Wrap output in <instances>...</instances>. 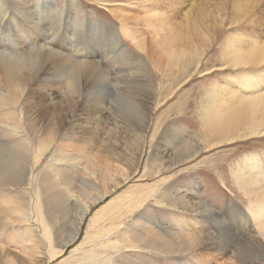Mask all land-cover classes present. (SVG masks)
<instances>
[{
	"label": "rangeland",
	"instance_id": "1",
	"mask_svg": "<svg viewBox=\"0 0 264 264\" xmlns=\"http://www.w3.org/2000/svg\"><path fill=\"white\" fill-rule=\"evenodd\" d=\"M7 1L9 2L0 0V4L4 2L3 6L10 7L11 4ZM50 1L35 0L34 3L41 4L46 10ZM30 10L37 14V11L41 12L42 7L31 6ZM14 14V11L9 12V16ZM147 15L155 17L152 19L154 22L151 20L149 25ZM6 18L0 15L1 27ZM26 18L33 22L38 20L36 28L39 31L36 29V32L42 31L44 37H47L44 42L51 41L49 45H52L55 51L69 56L72 54L70 57L73 59L86 56V59L98 63L107 75L106 79L96 82L94 88L91 84L84 85L81 95L72 94L75 102L71 107L65 106L61 87H68L70 92H73V84L82 80L79 79V73L74 74V71L62 62L57 65L64 70H43L45 80H48L47 83L51 82L49 87L45 86L46 88L39 90L33 84L32 92L25 88L20 105L17 103L19 97L16 96L5 106L8 102H4L8 99L0 90V115L5 112L30 114L31 110L40 109L44 128L47 127L48 121L61 124L59 129L51 134L54 138V141L50 142L52 145L43 146L41 151L30 146L34 176L38 175V178L32 182L26 181L20 188L11 186L6 192L0 191V208L7 205L6 199L7 202L10 201L9 197L16 198L30 218L27 220L24 216V221L19 223L15 220L19 212L3 214L5 216L2 212L0 214V245L7 249L14 264H26L23 260L27 259L19 249L20 242L24 245H38L41 251L47 252V245H44L41 239V224L37 222L36 217L37 182L47 187L46 184L54 178L57 193L63 194L69 189L79 195V188L87 187L81 184L87 178V160L98 170L101 167L99 164L107 166L109 163L111 169L120 168L128 173V178L114 177L111 170L110 174L121 180L120 186L92 205L91 214L84 220L78 238L46 264L73 263L70 251L80 245L84 238V228H89L85 241H94L97 231H100L98 228L101 222L108 218H111V224H108L107 220L106 227L113 226L112 235L105 236L102 232L98 239L100 242H114L116 238L122 240L121 249L112 256L119 259L115 261L116 264H205L206 259L201 258L200 262L195 257L199 250L205 257L207 255L212 258V261H208L209 264H226L239 259L230 252L232 248L224 252L213 246L187 252L161 253L144 245L138 247L128 240H134L136 228H140L134 224L136 220L142 223L144 220L145 224L151 222L153 225L148 226L169 233H185L187 230L204 233L199 224L201 220L215 222L217 218L227 219L229 215L230 220H236L239 218L237 207L247 211L248 198L251 196L246 197L244 192L238 189L233 176L244 168V160L248 156L258 155L257 158L254 157V161L259 159L264 168V129L258 128L260 130L254 132L257 134L250 133L249 129L242 130L239 138L228 137L221 140L213 135L210 127L213 112L218 105L225 108V104H237L238 96L235 93L245 94L241 77L247 75L252 80L259 81V87L264 91V61L257 62L255 59L261 51L257 46L254 48L250 45H264V0H54V4L46 13L30 14ZM211 20L218 26L221 23V26L213 34L209 45L200 52L205 39L204 27ZM9 26L8 22L5 33L9 30L8 33L13 36L16 45L4 39L0 40V59L13 62L9 52L20 55L23 51L25 54L29 53L31 49L30 45L12 30V26L8 29ZM32 26L31 24L33 29ZM121 29L129 31L128 36L132 39L124 36ZM102 34H105V38H102ZM49 35L55 37L50 39ZM153 36L161 46L157 47L161 48V58L165 63L162 69L156 67L155 61L152 62L151 58L134 47L135 43L132 42L143 39V44L150 47L149 41ZM118 46L122 48L116 54L119 58L110 55L112 47ZM22 47L26 49L22 50ZM234 47L240 49L237 59H245L244 63L235 64L231 61V50ZM176 49H182V54H172ZM24 59L23 65L29 62V59L34 60L28 55H25ZM132 75H137L134 80L140 79V75L143 79V90L153 96L152 117L144 139L125 124L132 119L134 112V108L126 99V90L133 87ZM2 81L3 74L0 70V84ZM17 142L18 139L12 144ZM56 144L59 146L57 149ZM190 145L199 149L197 153L183 161L181 158L176 159L175 154L179 148ZM35 152L43 153L39 156L38 164L35 163ZM55 155L58 158L61 155V158L52 162L51 156ZM125 155L129 159L125 160ZM100 156L103 157V162ZM161 168L166 170L159 171ZM244 172L242 180L247 176L246 170ZM253 174L250 195L264 190V179L255 178L256 172ZM43 188L42 196L38 197V200H41L42 218L46 212L45 203L42 205V200H46L43 197ZM164 192H168V196L174 198L173 203L178 204L180 208H172L167 204L165 206V201L163 204L160 199ZM59 198L61 203L56 211L60 234L54 243L57 251L62 248L57 243L69 235L72 221L75 219V216H65L66 211L72 203L79 202L73 201V196L70 201L64 196ZM254 198L256 199L253 201L257 202L258 196ZM262 200L264 201V195ZM189 201L209 209L207 208L208 211L205 210L202 216L195 211L187 212L184 209L188 208ZM228 204L231 208H228ZM131 207L133 213L130 211ZM114 216L116 217L113 218ZM214 226L219 233H229L228 230H220L218 226H222L216 222ZM257 226L253 225V230L260 233ZM234 232L232 230V233ZM260 238L264 243V239ZM172 248L175 249L176 246ZM37 255L44 256V253ZM77 257H80L78 251ZM110 258V255L102 257L101 263H111ZM107 259L109 261H105ZM38 263L43 264V260L39 259Z\"/></svg>",
	"mask_w": 264,
	"mask_h": 264
},
{
	"label": "bare ground",
	"instance_id": "2",
	"mask_svg": "<svg viewBox=\"0 0 264 264\" xmlns=\"http://www.w3.org/2000/svg\"><path fill=\"white\" fill-rule=\"evenodd\" d=\"M34 1L35 0H9L10 3L8 1L7 2L11 4L10 7L3 6L2 4H4V2L0 4V15L7 17L2 24V27L0 26V35H2V37H0V40L4 39L9 41L11 44L16 45L15 41L13 40V36L11 37L9 35L10 33H8L9 30L5 33L6 24H8L9 22L10 26L13 27L12 30H14L17 33V36L22 37L21 39L27 44H29L30 45L29 48L31 49L29 53L25 54V52L23 51L20 55H13L17 53L9 52V54L12 55L13 57L12 58L13 62H7L0 59V70L1 73L3 74V81L0 84V90L4 92L6 98L8 99V101L6 100L4 102V103L8 102V104H5V106L9 105V101H12V99L16 96L19 97V99H17V103L18 105H20L21 95L26 87L27 90L30 89V92H32L31 86L33 84L37 86L39 90H43L44 88L49 87V84L51 85V82L47 83L48 80H45L43 70L46 68L64 70L58 67L57 65L58 62H62L65 66L72 69L74 71V74L79 73V75L81 76L79 77V79L82 80V82L77 81L76 84L75 83L73 84V86L71 87L74 90L73 92H70L68 87L65 86L61 87L62 94L64 95L63 101L65 102V106L71 107L75 102V99L72 97L73 96L72 94L81 95V91L84 85L86 86L91 84V87L94 88L93 85H95L96 82H101L102 80L106 79L107 73L98 63L86 59V56L80 57L79 59H73L70 57L72 54L69 56L59 51H55L53 46L49 45L51 41L45 43L44 40L47 37H44L42 31L39 33L36 32V29L38 30V28H36V26L38 25V20L37 22H33L28 20L26 16H29L30 14L40 15L41 12L46 13L49 7L54 4V0H51L49 2L46 10L41 4L37 2L34 3ZM145 1L147 2L152 0H145ZM31 6H35L37 8L41 6L42 10L41 12L37 11V14H35V11L30 10ZM12 11H14L15 14L9 16V12ZM153 17L154 16L152 15H147V23H148L147 25L150 24ZM24 18H26L27 21ZM23 19L26 22H24ZM31 24L33 25L32 26L33 29L30 27ZM10 26L8 29H10ZM99 26L100 25H98V27ZM219 26H221V23ZM219 26L216 24L215 21L211 20L204 27L205 39L201 44L200 52L204 51V49L209 45L213 34L217 32ZM77 27H79V25ZM120 31L121 33L123 32L124 36L125 35L128 36L130 34L129 31L126 32L124 29H121ZM134 31L137 32L136 30ZM32 34H33V38H31ZM102 35L104 36V37L102 36V38H105V34ZM54 37L52 35L48 36V38L50 39ZM106 37H108L107 34ZM128 37L132 39V37L130 36ZM154 38L149 41L150 47H146L143 44V39L142 40L137 39L136 41L132 40V42L135 43L134 47H136L138 50L142 52H145L151 58L152 62L155 61L156 67L162 69V66L165 63L164 60L161 58V48L158 49L157 47L158 45L160 46V44L157 42L156 38L155 39ZM250 45L254 48L255 46H257L261 51V54L255 58L256 61L257 62L264 61V45H260L258 43H251ZM24 49L26 48L22 47V50ZM112 49H113L112 54L110 55L115 56L117 52H119L122 48L120 49V47L118 46L116 48L112 47ZM181 50L182 49H176L173 51L172 54H182ZM239 50L240 49L236 47L232 48L231 50V61H233V63L235 64H241L246 61L245 59L243 60L237 59L238 57L237 53ZM25 55L30 56V58H34V60L29 59L30 61L29 62L27 61V63L23 65L22 62L25 61L24 59ZM189 64H191V62ZM136 76L132 75L133 77L132 80H134ZM246 76L247 75L241 77V80H243L242 90L243 93L245 91V94H242L241 92L235 93L238 96L237 104L234 102H232L230 105L225 104L226 105L225 108L218 105L213 112L212 115L213 122L211 124L210 129L213 135H215L217 139L224 140L228 137L239 138L243 133L242 130L245 131L249 129L250 133H254L256 132V130H260L258 128L264 129V91H262L263 88L260 89L259 81L256 82L252 80L251 77L248 76L246 77ZM138 77L140 79L132 81L131 84L133 85V87L129 86L130 89L126 90L128 96L126 99L130 103V106L134 108V112L131 117L132 119H129L125 124L131 129H134L135 132L138 133L142 139H144L152 117L151 112L153 109L152 106L153 96L150 95L148 91L146 92L145 90H143L142 88V86H144L142 83L143 79H141L142 77L140 75H138ZM216 95L214 96L216 97ZM238 102H240V104ZM100 103L103 104V102L101 101ZM213 103L214 101H212V104ZM101 107H103V105H101ZM42 118H43V114L41 113L40 109L31 110L30 114H26L25 112H5L0 115V191L6 192V190L8 191V189L11 188V186H13L14 188H20L22 187L23 184H25L26 181L32 182L33 179L38 178V175L34 176L33 160L32 158H30V153L31 154L33 153L30 152L31 150L30 146H34L35 149L41 151V148L43 146L47 147L50 144L52 145V143L50 142L54 141V138L51 137V134L55 130H58L59 125H61L60 123H56L54 121L53 122L48 121L46 123L47 127L44 128L42 125L43 124ZM17 139L18 142L12 144V142ZM2 146H5V148L6 147L7 148L6 149L2 148ZM55 147L57 149L59 146H57L56 144ZM198 150L199 149L196 146H191V145L186 147H181L175 154L176 159L181 158V160L183 161L186 158L187 159L192 158L195 155V153H197ZM37 153L39 152H35L34 154L35 161H37L35 162L36 164H38L40 160L39 158L40 154L41 155L43 154V153L40 154ZM257 156H251V157L248 156L246 159L244 158L245 159L244 160L245 163L243 165L244 168L243 169L241 168V171L239 172H235L233 176L235 180L234 182H236L237 184L236 186H238V189L241 190V192H244L246 197L251 196L250 198H248L249 207L247 206L248 208L247 211L241 209L240 207L239 208L237 207L238 216H239L238 219L230 220V215H229L227 219H225L226 218L225 217L224 219L217 218L216 220H214L218 225L220 224L222 227L225 226L224 228L218 226V228H221L220 230L222 229L228 230V232L229 233L231 232V234L226 233L225 231L223 233L220 231L219 233V231L215 229L214 226L215 222L207 221L205 219L201 220L199 223L201 224L204 233L193 232V230L190 232L189 230H187L185 233H177L179 231L177 232L174 231L175 233L173 232L169 233L168 231L164 232L161 229L155 230L152 226H148V225H153V223L151 222L145 224L144 220H142L143 223L141 221L136 220L134 221V224L140 226V228H136L135 239L128 240V242H133L138 247H140V245H144L147 246L148 248L159 250L161 253L187 252V251L195 250L197 248L207 249L213 246H217V248H220L221 251L224 252L232 248L233 252L232 251L230 252L233 254L235 258H239V259H236L235 262H230L226 264H262V263L264 264V243L260 238L262 237L264 239V201L262 200L264 195V190L256 195L249 194V191L252 190L253 188L252 185L253 181L251 179V177L254 176L253 173L256 172L255 178L264 179V168L261 165L262 163L259 161V159L254 161V157L257 158ZM59 158H61V155H59ZM59 158L56 155L51 156L52 159L51 161L52 162L56 161ZM100 158H101V162H103L104 161L103 157L100 156ZM126 159H129V157L126 156L125 160ZM83 160L86 159L83 158ZM87 164H88V166H86L88 167L87 176H86L87 178L81 183L82 186H87V187L79 188V195L76 192H73L69 189L68 190L66 189L67 190L66 192H64L65 191L64 190L63 194L57 193V191L55 190L54 178L46 184L47 187H45V184L43 186V184L41 185L39 181L37 182L36 217H37V222L41 224V229H42L41 239L44 245H47L45 246L47 252L41 251L38 245L34 246L32 245V243H28L24 245L23 242H20L19 249L21 250V252H23V256H25L27 259V260H23L24 263L39 264L38 263L39 259H42L43 264H46L49 263V261L55 258L58 254H61L63 252V248L69 246L71 243H73L76 240V238H78L79 231L84 220L88 215L91 214L92 205H94L99 199L105 197L106 194L110 193L111 191H113L114 189L120 186L121 180L116 179L114 177H120L122 179L123 177L124 179L128 178V173H126L124 170L120 168H116V170L111 169L109 163L107 164V166L102 163L99 164V166H101L99 170L96 169L94 165L88 160H87ZM111 170H113L112 175L114 177L110 174ZM163 170H166V168L159 169V171H163ZM245 170L247 172V176L245 180H242V176L245 174L244 172ZM27 174H29L28 177ZM244 183L246 184L244 185ZM42 187H44L43 193L47 194L46 196L43 194V197L46 199L45 202H43L42 200V205L45 203L44 206L46 207L44 218H42L43 212L40 209L41 200H38V197L41 195ZM168 195H170L168 192H164L163 197L160 198L163 201V204L165 201V206L167 204L172 208H176V209L180 208L178 204L173 203L174 198L172 197L170 198V196ZM59 196H64L67 201H70L71 197L73 196V201L79 200V202L72 203L71 207L66 211L65 216H75V219L72 221L73 224L71 226L69 235L66 236L65 240L57 243L58 245H60L59 247H62L57 251V249L54 248L55 247L54 243L57 242L55 241V239L60 234L58 227V215L56 211L58 210V205L60 206L61 203ZM255 196H258L257 202L253 201L254 199H256L254 198ZM8 199L10 201L7 202L6 199L7 205L3 208H0V214L1 212L2 215L3 214L7 215V213L12 214L14 212H19V214L16 215L18 217H16L15 219L19 223L21 221H24L23 219L24 216H26L25 218L29 217L26 210L22 208V204H19L16 198L11 199L9 197ZM20 200L22 202V199ZM192 202L190 201L187 202L188 208L184 209L185 211L187 212L189 210H191V212L195 211L196 213H199L202 216L203 213H205V210L208 211L209 209L208 207L207 209L204 205L201 206L198 203L195 202L192 203ZM71 208L73 210H71ZM228 208H231L230 204H228ZM130 211L132 213L134 212L132 207ZM116 216H114L113 218H115ZM204 218H208V217H204ZM27 220H30V218H28ZM107 220H108V224H111L110 221L111 218H108ZM107 220L101 222V226L98 228L100 231H97V236L94 241L87 240L88 243L85 241L89 235L88 233L89 228H87V226L86 228H84V234L82 236V238L83 237L84 238L81 241L80 245H78L77 247L73 248L70 251L71 253L70 258H73V263L71 264H102L101 258L108 255L111 256L110 258L111 263H106V264H114V263L116 264L115 261H118L119 259H116L115 257L112 256L121 249L120 242H122V240L120 238H116L114 242L110 240L107 242H100V240L98 239V235H100L102 232L105 236L112 235V231L114 228L111 225H108L106 227ZM253 225L254 226L258 225L257 228L259 227L260 233L258 232L256 233L253 230L254 228ZM232 230L235 231L234 232L235 234L232 233ZM108 239H112V238L108 237ZM96 240H99V242ZM172 246H176V248L173 249ZM77 251L79 252L80 257H77ZM42 253H44V256L40 255L41 257L40 258L37 254H42ZM196 255L195 257L198 258L199 261L201 260V258L206 259L207 262L205 264H209L208 261H212V258H209L207 255L205 257L200 250H199V254ZM105 261H109V260L107 259ZM1 263L14 264V260L11 259L7 249H5V247L2 245H0V264Z\"/></svg>",
	"mask_w": 264,
	"mask_h": 264
}]
</instances>
